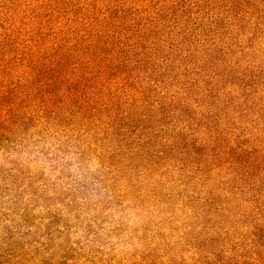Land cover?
Instances as JSON below:
<instances>
[{
    "label": "trees",
    "instance_id": "obj_1",
    "mask_svg": "<svg viewBox=\"0 0 264 264\" xmlns=\"http://www.w3.org/2000/svg\"><path fill=\"white\" fill-rule=\"evenodd\" d=\"M46 139L94 155L138 244L70 243L14 167L0 264H264V0H0V153Z\"/></svg>",
    "mask_w": 264,
    "mask_h": 264
},
{
    "label": "rangeland",
    "instance_id": "obj_2",
    "mask_svg": "<svg viewBox=\"0 0 264 264\" xmlns=\"http://www.w3.org/2000/svg\"><path fill=\"white\" fill-rule=\"evenodd\" d=\"M78 149L76 145L59 146L50 139L30 142L12 153H0V170L18 167L26 173H41L43 178L37 180L45 182L47 191L42 195L44 197L31 188L18 198L17 205L27 204L42 221L48 209L57 211L64 219L59 227L70 229L65 237L70 243L80 241L93 254L98 249H105L109 255L115 256L127 252L138 244L137 240L131 237L130 231L115 232L113 228L122 214L126 219L131 217L130 223L136 221L135 215L128 209L122 211L115 203L106 206L111 197L100 180L99 162L92 153L81 155ZM15 172L19 173V170ZM68 194L75 195L80 205L67 204ZM46 195L52 199L47 200ZM8 196L0 191L2 212L14 205V201H8ZM7 221L0 214V232L4 231Z\"/></svg>",
    "mask_w": 264,
    "mask_h": 264
}]
</instances>
